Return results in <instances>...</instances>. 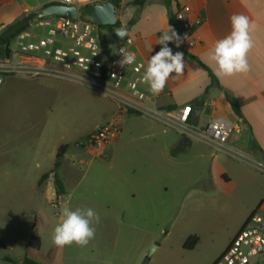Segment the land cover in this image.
Returning a JSON list of instances; mask_svg holds the SVG:
<instances>
[{
    "label": "rangeland",
    "instance_id": "obj_1",
    "mask_svg": "<svg viewBox=\"0 0 264 264\" xmlns=\"http://www.w3.org/2000/svg\"><path fill=\"white\" fill-rule=\"evenodd\" d=\"M39 83L54 88L45 99L49 102L37 101L34 95L27 101L34 93L25 92L29 82L20 78L4 76L0 85V264H23L25 260L44 264L47 254L54 264H210L222 252L241 222L233 213L235 199L263 186V167L250 163L245 155L216 151L215 155L226 159L231 167L254 165L253 170L239 173L226 184L211 156L196 157L202 152L198 144L188 154H178L168 166L164 156L151 146L150 134L156 132V124L148 115L127 118L123 137H137L126 146L127 152L120 149L119 156L111 157L100 151L92 156L87 145L77 147L79 136L109 122L111 102L85 86L45 79ZM20 118L30 120L21 125ZM171 135L178 137L175 130ZM64 144L69 145L64 165L74 169L77 179L67 184L66 195L58 199L51 196L53 180L50 190L44 192L37 189V181L41 171L53 169L48 160L54 147ZM77 153L82 154L75 157ZM80 159L84 163L79 164ZM38 162H42L39 167ZM144 164L152 175L147 186L155 198L151 204L137 200L145 192L131 177V170L141 172L140 165ZM109 165L114 171L107 169ZM135 190V202H118L120 195ZM58 201L61 203L55 205ZM66 204L73 209L94 208L101 217L95 239L87 247L58 248L51 242ZM119 206L128 210L125 216L113 210ZM32 234L42 240L40 252L28 248ZM193 235L200 241L193 250H187L185 243ZM251 260L262 261L260 256Z\"/></svg>",
    "mask_w": 264,
    "mask_h": 264
},
{
    "label": "crops",
    "instance_id": "obj_2",
    "mask_svg": "<svg viewBox=\"0 0 264 264\" xmlns=\"http://www.w3.org/2000/svg\"><path fill=\"white\" fill-rule=\"evenodd\" d=\"M58 1L59 3L61 2V0H0V35L5 33L10 26L23 20L34 11ZM136 1L142 0H117L118 7H116V4L115 7L121 28H125L134 39L133 50L138 59L147 65L150 56L154 55L162 47L158 44L160 36L164 32H169L170 28L179 36L180 46L177 47L176 42H170L168 46L172 49L173 53L179 51L184 54L185 70L183 74L179 77L170 78L159 95H152L148 86L146 84L143 85V90L148 96V106L154 111L165 112L167 109L175 110L181 109L185 105H191L192 113L194 110L199 111L197 121L194 123L200 127L205 126L213 118L226 119L239 129V132L231 134L226 143L227 147L234 153H239L238 155H245L250 163H255L264 168V0H169L168 2L165 0H145L144 4H138ZM184 6L190 8V12L186 14L185 19L192 26L191 39L195 41L193 46L189 45L188 40L183 34L181 23L176 20V13ZM233 14L245 15L255 25L251 33L254 47L248 54L250 71L246 74H237L232 77L218 76L217 67L208 58L207 53L217 39L223 38L230 32L231 25L229 18ZM196 21H200V24H196ZM128 76H130L129 73ZM41 79L62 82L50 77L31 80L21 79L29 82L27 86H24L26 87L25 92L34 93L29 94L27 101H32V95H34L33 97L37 101L49 102L45 99L49 97L50 92L54 91V88L45 83H39ZM63 84L69 85L66 82ZM115 109V105L111 102L108 112L110 118ZM135 115L143 116L142 114L135 113L126 115L121 123L122 131L119 137L99 151L89 149L90 154L95 156L100 151H103L104 153H108L105 155L116 157L119 156L120 149H124L127 152L126 146L134 143L137 137L130 134L125 138L123 137V132L126 128L127 118ZM148 116L151 118L152 124H156V132L150 134L153 138L151 146L154 149L157 148L164 156L168 166L173 165L178 154H188L194 145L198 144L202 147V152L197 154L196 157L211 156L213 158V165L216 163L217 168L221 170L219 177L221 176L223 182L226 184H230L233 178L239 177V173H243L247 169L253 170L254 165L251 164H247V166L237 164L235 167H231L226 159H220L219 155H215L216 150L214 148L184 138L178 132V137H173L171 135L173 129L167 127L160 118ZM29 120V118H20V124L27 123ZM127 130L131 131L130 129ZM91 132L86 135H80L78 143ZM24 136L27 137V135ZM26 140L28 139L25 138V142ZM81 145L83 144H77V147ZM59 148L57 146L54 147L48 160L53 165V168L56 164ZM68 149L69 147L65 150L62 158L59 159V167L55 172L63 182L64 192L60 196H65L67 184L77 179L74 169L69 166L66 167V164L64 165L66 160H68ZM208 150H213V153H210ZM81 154L77 153L75 157H79ZM78 163H84V160L80 159ZM181 163H184L185 166L188 165V162L182 161ZM41 164L38 162L36 166L39 167ZM140 167L141 172L134 168L131 170V177L135 179V186L137 184L143 186L144 197H140L139 195L137 199L138 191L135 190L130 195H126V193L120 195L118 202L125 203L127 200L135 202V199H137L143 203H155V198L150 196L148 192L149 188L147 187L152 177L149 166L144 164L140 165ZM107 169L114 171V166L109 165ZM52 170L50 169L47 172L41 171L42 174H40L37 181V189L40 192L50 190L51 180L54 181V175L51 173ZM47 174L48 176L42 179ZM123 176L129 181L130 178H128L127 174ZM246 176L248 175L245 174ZM258 188L260 189L253 194L250 193L244 195L243 198L235 199L233 213L241 222L235 228L226 247L210 264H213L224 252L230 241L263 200L264 184L262 187L258 186ZM51 196H59L57 195L55 185ZM213 200L218 201L220 198L214 197ZM106 209L111 212L110 206H107ZM113 210L121 216H125L128 212L122 206ZM28 248L31 249L29 246ZM41 248L42 240L39 250H31L40 252ZM43 262L44 264H54L50 254L44 255Z\"/></svg>",
    "mask_w": 264,
    "mask_h": 264
},
{
    "label": "built area",
    "instance_id": "obj_3",
    "mask_svg": "<svg viewBox=\"0 0 264 264\" xmlns=\"http://www.w3.org/2000/svg\"><path fill=\"white\" fill-rule=\"evenodd\" d=\"M103 1L61 0L60 3L75 6L80 11L83 7ZM189 12L190 8L184 6L176 13V20L181 23L189 45L193 46L192 26L185 19ZM33 23L31 29L14 37L7 55H0V74L28 80L50 77L88 87L112 102L116 109L109 122L85 138L84 144L90 149L99 151L118 138L126 115L135 113L160 118L184 138L208 145L218 152L238 155L226 143L231 134L239 132V129L226 119L213 118L200 127L191 119V105L165 112L154 111L148 106V96L141 80L146 65L134 52V39L127 30L117 45L109 44L107 49L102 41V35L107 33L80 16L77 19L51 16ZM121 48L135 53V63L124 66L119 63L123 58ZM60 203L58 201L55 205ZM258 256L262 261L252 263L251 259ZM213 264H264V198Z\"/></svg>",
    "mask_w": 264,
    "mask_h": 264
},
{
    "label": "clouds",
    "instance_id": "obj_4",
    "mask_svg": "<svg viewBox=\"0 0 264 264\" xmlns=\"http://www.w3.org/2000/svg\"><path fill=\"white\" fill-rule=\"evenodd\" d=\"M229 20L230 32L223 38L217 39L207 53L208 58L217 67V75L225 77L246 74L250 71L248 54L254 47L251 33L255 25L249 18L242 14H233ZM116 32L119 36H124L122 31ZM170 42H176V46H180V38L171 28L169 32H164L160 36L158 44L162 47L150 56L141 77L152 95H159L170 78L179 77L185 70L184 54L179 51L173 53L168 46ZM120 54L123 57L119 62L122 66L135 63V53L121 48ZM100 222L101 217L94 208L73 209L66 204L62 207L59 221L53 229L51 242L58 248L73 245L80 248L87 247L95 239L96 225Z\"/></svg>",
    "mask_w": 264,
    "mask_h": 264
},
{
    "label": "water",
    "instance_id": "obj_5",
    "mask_svg": "<svg viewBox=\"0 0 264 264\" xmlns=\"http://www.w3.org/2000/svg\"><path fill=\"white\" fill-rule=\"evenodd\" d=\"M51 16H64L72 19H77L79 16L87 19L98 26H114L117 24L116 7L113 0H105L96 5H90L83 7L80 11L75 6L65 5L62 3H51L33 12L31 21L39 20ZM126 35V29H118ZM115 31L108 32L106 34V41L110 45H117L121 37ZM4 76L0 74V84L2 83ZM200 110V109H199ZM198 112L194 110L192 113V121L196 122ZM85 139H82L78 144H84Z\"/></svg>",
    "mask_w": 264,
    "mask_h": 264
},
{
    "label": "trees",
    "instance_id": "obj_6",
    "mask_svg": "<svg viewBox=\"0 0 264 264\" xmlns=\"http://www.w3.org/2000/svg\"><path fill=\"white\" fill-rule=\"evenodd\" d=\"M116 4V7H118V2L117 0H113ZM166 2H168L169 0H165ZM138 4H144L145 0L142 1H136ZM33 17V13L30 14L29 16H27L26 18H24L21 21H18L17 23H15L14 25L10 26L7 31L3 34L0 35V55H7L9 50V44L11 43V41L14 39V37L16 35H18L20 32L27 30L29 27V24L31 23V19ZM121 28V23L118 21L116 25L114 26H100V29L104 32H108V31H115ZM102 41L103 44L105 46V48H109V44L106 41V34L102 35ZM166 111H172V109H167ZM132 114V113H131ZM69 147V145H63L59 148L58 150V154H57V160H56V164L53 168V170L51 171V173L54 175V185H55V189L57 192V195H62L64 192V188H63V182L62 180L59 178V176L55 173L57 168L59 167V159L62 158L65 150ZM48 176L44 175L42 177L46 178ZM261 204V203H260ZM259 204V205H260ZM200 239L198 236H190L186 243H185V249L187 250H193L199 243ZM0 244H3L2 240H0ZM28 246L31 249L34 250H39L41 247V239L39 236L32 234L30 236L29 242H28ZM23 264H38L34 261H30V260H25Z\"/></svg>",
    "mask_w": 264,
    "mask_h": 264
}]
</instances>
